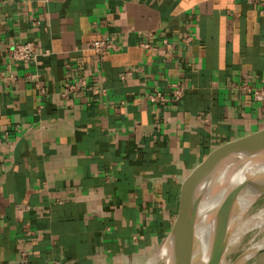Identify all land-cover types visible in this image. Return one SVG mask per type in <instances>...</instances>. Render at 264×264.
Segmentation results:
<instances>
[{
    "label": "crops",
    "instance_id": "crops-1",
    "mask_svg": "<svg viewBox=\"0 0 264 264\" xmlns=\"http://www.w3.org/2000/svg\"><path fill=\"white\" fill-rule=\"evenodd\" d=\"M263 4L0 0V264H127L161 244L196 169L264 128V102L239 87H264ZM100 38L116 50L94 63ZM25 42L34 63L9 57ZM172 82L181 100L147 99Z\"/></svg>",
    "mask_w": 264,
    "mask_h": 264
},
{
    "label": "bare ground",
    "instance_id": "bare-ground-1",
    "mask_svg": "<svg viewBox=\"0 0 264 264\" xmlns=\"http://www.w3.org/2000/svg\"><path fill=\"white\" fill-rule=\"evenodd\" d=\"M258 155L260 156V154L241 155L236 159L229 160L212 176L201 198L194 224L192 264H206L208 261L215 210L230 187L243 174L248 175L260 170L264 173V158H259ZM240 169H243L242 172ZM254 199L253 194L249 192L242 193L236 199L233 215L221 227V237L209 264H232L233 262L227 260L229 250L240 251L243 237L249 230L253 228L264 230V208L254 212L250 211ZM248 244L253 250L258 247L260 242L252 240ZM160 249L161 252L152 259L150 264H162L159 263L161 260L163 264H171L170 241L167 239ZM243 255L236 264L243 263L242 259L245 258Z\"/></svg>",
    "mask_w": 264,
    "mask_h": 264
},
{
    "label": "water",
    "instance_id": "water-1",
    "mask_svg": "<svg viewBox=\"0 0 264 264\" xmlns=\"http://www.w3.org/2000/svg\"><path fill=\"white\" fill-rule=\"evenodd\" d=\"M257 154H260L259 158H264V128L222 146L196 169L188 184L180 211L167 237L171 246V264H192L194 224L201 198L214 173L229 160L236 159L241 155L254 156ZM242 170L240 169L241 172ZM247 192L253 194L255 198L253 203L264 194V173L261 170L248 175L243 174L230 187L217 206L213 220L210 255L206 264H209L219 242L222 225L233 215L236 199L242 193ZM241 257L242 255L238 256L232 264H236Z\"/></svg>",
    "mask_w": 264,
    "mask_h": 264
},
{
    "label": "built area",
    "instance_id": "built-area-1",
    "mask_svg": "<svg viewBox=\"0 0 264 264\" xmlns=\"http://www.w3.org/2000/svg\"><path fill=\"white\" fill-rule=\"evenodd\" d=\"M264 5V4H263ZM264 12V8L260 10L262 14ZM148 36H152V33H147ZM183 42H188L190 40L189 37L182 39ZM162 46L165 51H170L172 44L167 39L161 40ZM141 47L148 48L147 43H141ZM87 50L91 52L92 61L95 63L99 60L101 55L110 50H116V45L113 41H109L103 38L92 40L88 43ZM8 54L11 60L16 62H27L34 63L36 60L37 54L35 49V44L33 42H25V43H17L11 46L8 49ZM95 68L92 70L96 72ZM4 79L10 80L13 78V74H4L1 73ZM90 75V74H89ZM87 72L78 73L74 79L66 82L60 92V96L63 99L69 100L73 95L79 93L88 85V76ZM240 89L250 95L255 102H264V87H254L243 81L239 85ZM169 88L171 91V95L169 98L165 97L162 93H150L147 95V99L151 103H165L167 100H172L173 102L179 101L182 99L185 93V86L180 82H172L169 84ZM39 91L43 93V89L40 88ZM25 255V254H23Z\"/></svg>",
    "mask_w": 264,
    "mask_h": 264
},
{
    "label": "rangeland",
    "instance_id": "rangeland-1",
    "mask_svg": "<svg viewBox=\"0 0 264 264\" xmlns=\"http://www.w3.org/2000/svg\"><path fill=\"white\" fill-rule=\"evenodd\" d=\"M257 199L258 200H255V202L252 203V205L250 206L251 212H254L258 209L264 208V194ZM258 229L259 228H253L252 230H249L248 232L245 233V235L243 237V244H242L240 251L229 250L228 255H227V260L229 262H233L238 256L246 254V255H243V257H245V258L242 259L243 263H244L248 257L252 256L259 249L264 248V230L259 229V231H258ZM167 239L168 238H166L161 244H159L157 247H155L150 253L129 258L127 261V264H150L152 259L156 258V256L159 255L158 253L161 252L160 248L164 245V243ZM252 240H255V241L258 240V242H260L258 247L253 249V250L249 247V244H248V242H250ZM217 245H218V243H217ZM216 248H217V246H216ZM216 248H215V250H216ZM159 263L163 264L162 260L159 261Z\"/></svg>",
    "mask_w": 264,
    "mask_h": 264
}]
</instances>
